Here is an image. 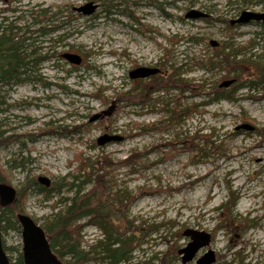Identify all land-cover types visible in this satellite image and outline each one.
Masks as SVG:
<instances>
[{
  "label": "rangeland",
  "instance_id": "rangeland-1",
  "mask_svg": "<svg viewBox=\"0 0 264 264\" xmlns=\"http://www.w3.org/2000/svg\"><path fill=\"white\" fill-rule=\"evenodd\" d=\"M245 2L0 0V23L5 18V25L18 21L25 28L35 16L41 22L54 16L50 25L61 28L51 39L63 37L57 51L83 59L80 66L65 60L53 68L52 61L46 62L30 80L1 86L0 132L13 138L0 149V162L9 172L5 184L19 194L27 180L46 177L54 188L48 199L31 189L27 215L44 228L65 210L66 199L76 196L69 185H78L77 177L87 180L88 167L102 159L97 168L108 188L91 183L83 193L97 191L116 203V195L133 199L111 207L125 216L119 221L122 233L135 236L128 264L166 259L183 264L178 252L190 242L183 235L189 229L211 234L212 243L188 264H197L209 251L216 255L214 264H264V83L250 80L252 63L261 56L264 61V41L254 40L261 32L258 25L229 23L244 11L264 13V0ZM89 4L98 6L90 16L74 11ZM193 9L210 18L186 19ZM225 43L232 49L226 50ZM224 52L236 60L209 70L210 59ZM139 67L159 68L162 74L132 80L130 72ZM236 69L241 88L232 91V100L215 101L213 89L234 79L228 73ZM181 81L190 90H177ZM178 105L205 106L186 116L175 110ZM243 125L254 130L237 129ZM105 134L123 141L99 147L97 140ZM15 160L24 161L26 170L13 168ZM234 198L231 215L220 210ZM105 200H92V208ZM3 210L0 205V215ZM89 221L77 223L82 249L93 253L87 264H103L94 252L100 253L105 235ZM2 237L8 247L22 250L21 230ZM8 256L18 258L15 252ZM60 260L68 264L70 257Z\"/></svg>",
  "mask_w": 264,
  "mask_h": 264
},
{
  "label": "trees",
  "instance_id": "trees-1",
  "mask_svg": "<svg viewBox=\"0 0 264 264\" xmlns=\"http://www.w3.org/2000/svg\"><path fill=\"white\" fill-rule=\"evenodd\" d=\"M208 2L214 1V0H206ZM239 1L242 0H235L234 4H239ZM245 3H250V0H247ZM63 11L60 12V15L63 17ZM73 14V13H71ZM45 15H48V12H45ZM55 18V17H54ZM50 20L48 19L46 21L47 25L43 28L38 29L36 32L40 38H39V51L42 49L41 43H43L42 37L49 35L50 32H59V29L61 27L59 26H51ZM65 23V22H64ZM230 23V22H229ZM261 28V32L256 33L254 40H263L264 41V26L257 24ZM229 27V26H228ZM0 28L3 29V33H6L10 27H6L4 23L0 24ZM2 34L0 37V48L2 56L0 58V90L1 86L4 84H10L12 82L17 83L20 82L21 76L27 74L24 73L25 68L27 67L28 63L25 61L27 58V55L29 57H33V54L35 53V50L33 49V42H31L30 49L29 47H23L19 43V41L22 40H16L17 34L12 31L7 34ZM62 38V36L56 38V40L53 41V44H55L53 47V50H48L46 52V55H44V62H60L63 61L62 59V52L57 51V44L59 43V39ZM8 44H12V47L7 48ZM5 46V47H2ZM232 45H229L225 43L224 48L226 50L232 49ZM237 56H234L232 54H218L213 59H210V65L211 68L209 70H213L216 67L222 69L225 66H228L229 63L232 64V60H236ZM259 62H253L252 64L256 65L255 70V77L252 80L254 82L255 79L258 80V82L264 83V61L263 57H259ZM24 70V71H23ZM32 72V69H31ZM24 73V74H23ZM23 74V75H22ZM233 75L234 79L236 80V84L239 83V85L236 87L235 85L232 86L229 90H224L225 88H221L219 85V88H214V95H215V101L219 100H232L233 94L236 93V90L241 88V78H239L238 70L236 69L234 72H229L228 76ZM160 76V75H159ZM158 77V76H157ZM206 86V85H205ZM177 90L179 89L182 92H186L187 90H190L187 88L186 83L184 81L180 82L179 87H175ZM238 88V89H237ZM251 88H256V84L253 83L251 85ZM202 91L205 90V87H200ZM159 90V89H158ZM167 90H170L168 88ZM192 91V90H191ZM233 91V94H232ZM216 92V94H215ZM230 92V93H228ZM210 95V94H209ZM205 105H193L192 107L188 108H181L180 105L178 107H175V110H180L181 112L178 114L186 115V116H192L194 111H197L199 107H202ZM172 111L174 115H172V121H176L178 114L176 111ZM177 123V122H176ZM6 132H0V149L1 148H7L8 143L10 140H12V137H5ZM102 159L100 161H97V163H93L94 167H88L87 170H90L92 173L87 180H81V177L75 178L78 182V185L75 184V182L72 183V186L76 188V196L72 199H66V208L64 211H59L57 214L53 215L49 218L48 223L45 225L44 230L48 236L49 242L51 244V247L53 251L58 255L60 258L64 257H70V261L68 264H87L89 261H92L93 253L85 252L82 249V244L80 242V233H81V226L77 225L78 222H80L83 219L89 218V224L96 226L99 228L102 233L105 235V240L100 241V248L101 251L98 254L97 252H94L95 255H98V258L101 259V262L103 264H128L131 262V254L133 252V243L135 241V236L126 237V233H122L121 231V224L119 221H124L125 216L120 217L115 215V212L111 209L113 205L115 204H126L131 203L132 198L129 196L120 197L116 195V199L119 201L116 203V201H113L110 199V196H107L103 193L94 191L93 193L84 194V187L95 183L96 187H100L102 183L104 184L103 187H107V184L102 180V178H105V175H101V170L97 168V165L102 164ZM110 161H107L104 166V168L109 167ZM14 167L13 168H23L25 169L24 161L17 164V161H13ZM8 171L5 170L4 166L0 162V184L9 183V176ZM95 176V177H94ZM92 177L95 178L92 179ZM35 188V190L45 195L46 198H48V195L54 191V188H46L42 185L39 186L38 182L27 180L26 183L22 186L21 191L17 195L16 202L6 208L5 210L1 211L2 214L0 215L1 218V232L2 234H7L10 230L18 231L20 232L21 227L17 219L18 214H25L26 212V200L31 192V189ZM62 188V187H61ZM60 188V189H61ZM105 188V189H106ZM59 189V190H60ZM104 189V190H105ZM108 194L111 193V188L106 189ZM106 197L105 201H102L100 204L97 203V201L103 199ZM97 199L96 207L92 208V200ZM110 203V205H109ZM236 206V200L235 198L229 201L226 205H224L220 210H223L226 213H229L231 215V212ZM228 222V221H227ZM230 225H233L230 223ZM4 243V250L7 254L15 252L18 254V258L16 261L11 260V264H24L23 261V255L21 246L20 247H8L6 243ZM179 255V254H178ZM163 264H169L168 260L166 259Z\"/></svg>",
  "mask_w": 264,
  "mask_h": 264
},
{
  "label": "water",
  "instance_id": "water-1",
  "mask_svg": "<svg viewBox=\"0 0 264 264\" xmlns=\"http://www.w3.org/2000/svg\"><path fill=\"white\" fill-rule=\"evenodd\" d=\"M98 9V6H92L91 4L84 7L75 9L77 13H81L84 16H90ZM209 15L207 13L191 10L187 15L186 19L199 20L207 19ZM253 23H260L264 26V13H255L250 11H244L241 13L239 18L231 21V26H245ZM211 45L217 47L219 44L215 41L211 42ZM71 65L80 66L82 64V57L76 54L66 53L63 55ZM160 73L159 69L150 68H138L130 73V78L132 80L147 79L152 76H156ZM236 80H228L223 82L221 88H230ZM99 117H94L90 122H94ZM239 129L254 130V127L250 125H243ZM123 141L122 137L111 136L108 134L103 135L97 140L99 147H103L110 143H116ZM38 183L46 188L51 187L50 179L46 177H39ZM17 198V191L6 184H0V205L3 208H7L13 205ZM18 222L21 227L22 236V255L24 264H64L58 256L54 253L51 244L48 240L45 230L38 224L34 219L25 214L17 215ZM184 237L190 239L187 247L180 249L178 254L181 256L183 264H188L193 262L200 250L207 248L212 243L211 234L205 232H199L197 230H187L183 233ZM217 258L213 251H209L204 257L197 260V264H214ZM0 264H11V261L4 250L2 232H1V219H0Z\"/></svg>",
  "mask_w": 264,
  "mask_h": 264
},
{
  "label": "bare ground",
  "instance_id": "bare-ground-1",
  "mask_svg": "<svg viewBox=\"0 0 264 264\" xmlns=\"http://www.w3.org/2000/svg\"><path fill=\"white\" fill-rule=\"evenodd\" d=\"M46 11H43L42 13H45ZM50 14L52 15L51 12H50ZM50 18L44 19L43 22H41V21L35 22V20H37L36 19V16H35L34 17V23H32L31 25H29L28 27H25V28L18 27L17 26L18 21L15 22V23H10V24L6 25V27H10L9 30L6 33H3V29L0 28V37L2 36L1 32L3 34H7L8 35V33H10L11 32V29H12L13 32L18 33L16 40H22V41H19V43L21 44V46H23V47L24 46L25 47L28 46L29 49H30V46L29 45L31 44V42H33V46L32 47L35 50V53L33 54V57H31V56L29 57V55H27V58H26L25 61L28 63V65H26L27 67L25 68V71L23 70L24 73L27 72V74H25V75H23L24 73L22 74L23 75V76H21V79L22 80L20 82H17V83L12 82L10 84H4V85H17V84L22 83L23 81L30 80L31 78H33L32 77V74L35 73V70L39 69L38 67L39 66H42V64L45 63L43 61L44 60V55H46V52L48 50H51V49L53 50V47L52 46L55 45V44H53V41L56 40V39H51V36H53L55 34V32H50L49 35H46V36H43L42 37V40H43V43H41L42 49L39 51V46L38 45L40 43L39 42L40 36L37 33H33V32H36L38 29H35V30H31V29L32 28H35L36 26H41L40 28L45 27L47 25L46 21L49 19L50 20L49 22L51 23V21L54 18V16L53 17H50ZM59 40L60 41L57 44V50L60 47L59 45H60V42L63 40V37L61 39H59ZM2 47H5V46H2ZM11 47H12V44H8V46H7L8 50ZM63 55H62V59H63V61H65L66 59L63 58ZM1 56H2V53H1V48H0V58H1ZM60 62H62V61H60ZM60 62L59 63L58 62H56V63L53 62V68H55L56 66H58V64H60ZM31 69H32V72H31ZM0 104H1V102H0ZM2 112H3L2 109H0V114ZM37 182H38V180H37ZM51 184H52V182H51ZM69 186H70V189H72V190L76 189L75 187L72 186V184L69 185ZM64 187H66V185L63 186L62 189ZM49 195H48V198H49ZM48 198H46V199H48Z\"/></svg>",
  "mask_w": 264,
  "mask_h": 264
},
{
  "label": "flooded vegetation",
  "instance_id": "flooded-vegetation-1",
  "mask_svg": "<svg viewBox=\"0 0 264 264\" xmlns=\"http://www.w3.org/2000/svg\"><path fill=\"white\" fill-rule=\"evenodd\" d=\"M18 18V20H22L23 18L22 17H17ZM2 23H4V24H6L7 22H8V19H5V18H2ZM42 21H44V20H42ZM17 22V21H16ZM35 22H37V20H35ZM139 68H150V69H153V67H139ZM138 69V68H137ZM131 73V72H130ZM162 74V72H160V75ZM153 78H155L154 76H152V77H150V78H147V79H138L137 81H140V82H142V81H146V80H151V79H153ZM136 81V80H135Z\"/></svg>",
  "mask_w": 264,
  "mask_h": 264
}]
</instances>
